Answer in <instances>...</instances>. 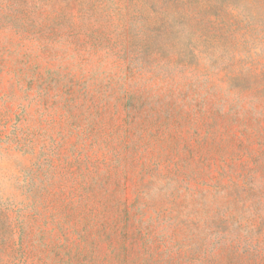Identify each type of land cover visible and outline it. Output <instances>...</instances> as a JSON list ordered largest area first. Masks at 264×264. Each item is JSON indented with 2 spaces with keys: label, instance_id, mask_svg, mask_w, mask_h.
<instances>
[{
  "label": "rangeland",
  "instance_id": "rangeland-1",
  "mask_svg": "<svg viewBox=\"0 0 264 264\" xmlns=\"http://www.w3.org/2000/svg\"><path fill=\"white\" fill-rule=\"evenodd\" d=\"M0 264H264V0H0Z\"/></svg>",
  "mask_w": 264,
  "mask_h": 264
}]
</instances>
